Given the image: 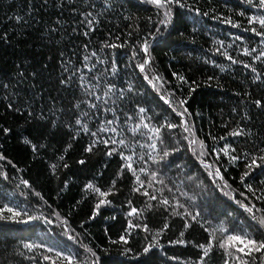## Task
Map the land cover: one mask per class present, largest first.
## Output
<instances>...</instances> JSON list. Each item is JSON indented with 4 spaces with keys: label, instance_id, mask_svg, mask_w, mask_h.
Returning <instances> with one entry per match:
<instances>
[{
    "label": "trees",
    "instance_id": "trees-1",
    "mask_svg": "<svg viewBox=\"0 0 264 264\" xmlns=\"http://www.w3.org/2000/svg\"><path fill=\"white\" fill-rule=\"evenodd\" d=\"M0 264H264V0H0Z\"/></svg>",
    "mask_w": 264,
    "mask_h": 264
}]
</instances>
